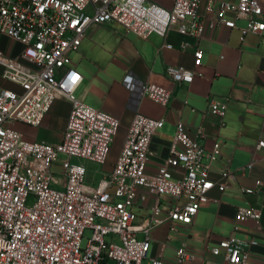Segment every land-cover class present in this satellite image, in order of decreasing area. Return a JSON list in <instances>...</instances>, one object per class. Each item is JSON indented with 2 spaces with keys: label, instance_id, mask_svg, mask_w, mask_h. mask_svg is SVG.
<instances>
[{
  "label": "built area",
  "instance_id": "2783aa9c",
  "mask_svg": "<svg viewBox=\"0 0 264 264\" xmlns=\"http://www.w3.org/2000/svg\"><path fill=\"white\" fill-rule=\"evenodd\" d=\"M201 3L174 0L167 9L149 0H0V36L23 46L17 57L0 49L3 78L19 88H0V264H166L149 255L151 229L166 222L172 232H177L176 224L192 225L210 193L227 190L229 172L218 182L211 178L220 145L206 153L199 143L202 129L191 133L182 122L176 125L168 157L153 169L152 144L164 120L138 112L112 171L98 185L90 184L88 165L107 163L121 125L76 97L83 78L73 55L92 26L116 24L143 40L155 33L165 45L176 29L194 42L182 45L192 49L194 69L171 67L166 73L185 84L202 66L199 44L207 29H239L243 37L264 32V0H210L215 20L200 17ZM136 88L139 100L149 97L169 107L168 90L152 84ZM57 100L72 106L59 143L32 140L15 127H40ZM226 110V101L212 99L204 117L222 120ZM256 149H264V140ZM254 165L247 164V170ZM178 170L182 174L176 178ZM141 209L148 211L142 219ZM261 219V209L237 208L236 222L254 221L262 229ZM258 244L252 239L244 246L229 237L211 252L227 264H248ZM176 256L179 264L199 258L186 244Z\"/></svg>",
  "mask_w": 264,
  "mask_h": 264
},
{
  "label": "crops",
  "instance_id": "0c3cea01",
  "mask_svg": "<svg viewBox=\"0 0 264 264\" xmlns=\"http://www.w3.org/2000/svg\"><path fill=\"white\" fill-rule=\"evenodd\" d=\"M171 9L174 0H149ZM236 3L238 0H217ZM210 0H202L199 15L202 19L215 20L216 13L209 11ZM233 18V15H229ZM244 25L245 22H238ZM194 43L178 33L170 31L166 41L158 34L147 40L126 33L116 24L92 26L81 43L73 61L83 81L76 91V97L84 104L109 114L120 122V130L111 148L105 165L89 164L88 182L98 185L104 175L109 174L118 158L127 137L128 128L138 112L147 117L164 120L163 128L153 140L154 169L169 155V146L176 132V125L182 122L191 133L202 129L204 136L199 143L206 153L219 144L221 154L214 163L211 178L222 179L223 172H229L225 192L214 189L210 202L201 206L192 225L176 224L177 232L170 230V222L164 227L151 229L158 236H152L149 255L160 257L166 264H179L176 251L186 244L199 258L183 264H227L222 256L211 252L219 242L229 237L236 238L245 246L250 240L259 244L251 249L248 264H264V149L256 146L264 140V32L248 33L244 37L239 29L228 30L218 26L206 31V39L199 44L204 51L202 66L196 69L191 84L175 83L167 77V69H194L192 49L183 50L184 42ZM0 49L9 57H17L23 50L20 43L7 36H0ZM222 57V58H221ZM4 68L0 65V88L18 90V86L3 78ZM142 84L160 86L172 94L169 107L153 102L149 97L139 100L137 88ZM212 99L227 103L224 119L204 114ZM71 103L57 100L36 134L28 138L51 144L62 140ZM255 162L251 170L247 164ZM181 170L174 173L176 178ZM99 175V177H96ZM258 182L262 186H258ZM246 189L255 190L245 193ZM185 203V200H181ZM239 207L262 210L261 227L254 221L236 222ZM148 215L141 209L142 219Z\"/></svg>",
  "mask_w": 264,
  "mask_h": 264
},
{
  "label": "rangeland",
  "instance_id": "374dc122",
  "mask_svg": "<svg viewBox=\"0 0 264 264\" xmlns=\"http://www.w3.org/2000/svg\"><path fill=\"white\" fill-rule=\"evenodd\" d=\"M17 129H19L20 131H22V132H24V133H26V134H28V135H30V136H34L35 134H36V130L35 129H31V128H27V127H24V126H22V125H20V124H17L16 126H15ZM96 167H99V165H96ZM58 172L60 173L61 171L58 169ZM96 177H99V175H96ZM115 191V189H113V190H111V192H114ZM164 199H166V198H164ZM167 203H170L167 199L165 200ZM162 227H164V226H162ZM88 234V233H87ZM152 236H158V234L155 232V231H152V234H151Z\"/></svg>",
  "mask_w": 264,
  "mask_h": 264
}]
</instances>
